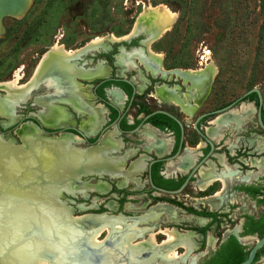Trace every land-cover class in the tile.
Segmentation results:
<instances>
[{"label":"flooded vegetation","instance_id":"flooded-vegetation-1","mask_svg":"<svg viewBox=\"0 0 264 264\" xmlns=\"http://www.w3.org/2000/svg\"><path fill=\"white\" fill-rule=\"evenodd\" d=\"M146 21L143 20V24L137 27L135 33H133L134 28L130 30L134 35L126 42L121 41L126 40L125 37L129 36L130 31L120 36V38L118 37L121 40L107 39L109 42L120 43L114 44L109 49L87 54L90 57H87L88 61H85L84 58L87 55L83 56L78 61V68L63 63L56 56H77L79 54L78 48L68 49L75 54H68L67 52H61V54L54 50L53 55L55 58L50 61L51 65L45 71L48 75L55 77L57 82L50 91L43 86L37 88L39 92H51L52 95L35 97L38 100L37 103L32 102V104L25 105L22 113L17 114L15 105L25 98V94H18V92H27L31 82L35 84L39 80L37 78L41 77L40 71L35 81H32L38 66L46 55L44 52L45 54H42V59L40 58L32 77L22 85L24 88L11 94L5 93L4 97H7V102L5 103L4 114L1 116L7 119V122H12L17 118L19 119L18 122L23 121L25 124L18 128L24 133L23 135L34 136L38 132L42 137H47L28 122L37 124L41 129L49 132L50 136L53 133L56 134L59 130L71 133V136L65 135L66 137H61L59 140L64 143L65 147H68L66 144L68 143L67 138H71L70 140L75 142L77 147L72 146V149L86 153L92 167L87 164L86 167L84 166V173L75 174L77 180L75 182L78 183L71 186L73 193L67 194L65 192L64 194L73 198L76 195L85 198L88 192L108 193L111 196L117 194L120 201L118 209L124 203L123 201L129 199L130 196L135 199V202H143V206L146 208L145 211L135 215V217L121 214H117V216L104 213L89 214L95 216L96 219H109L110 223L123 219L128 224L130 223L131 227L138 224L134 228L136 229V237L134 236L132 239L136 243V252L139 251L137 252L139 255L136 253L135 263L144 264L145 261L151 258L152 254L157 255L160 252H163L162 261L158 264L179 263L175 260L182 254L176 252V259L167 257V248H163L167 241V235L163 234V230H178L177 227L170 225L158 228L156 226L165 218H169L167 220L169 224L177 225L178 221L175 215L177 210L182 209L185 210L186 214L194 217L197 223L209 221L202 228L191 229L196 233L194 231L178 230L182 233H194V242L200 250V257L194 259L196 264H208L215 252L231 235L242 246L248 247L250 251L256 239L263 237L258 234L242 235L245 217L258 219L264 214V173H259L253 179L250 176L257 166L264 165V130L259 125L257 117L259 109L258 96L253 92L237 101L247 90L232 100H220L212 103V96L216 88L213 79L217 72L215 73L209 69L204 62L200 63L203 68L196 70L166 69L161 58L162 54L153 52L151 45L167 31L158 36L160 29H157L151 23L150 18L147 17ZM147 26H151V28ZM107 36L108 34L103 37ZM89 42H92V40ZM52 48L50 47L48 50ZM95 60H98L96 64L94 63ZM90 65L92 67H89ZM118 67L122 68L123 71H128V74L118 76ZM133 69H138L141 72L135 79V82L139 84L138 87L129 77L131 76L129 74L130 70ZM13 75L14 73L12 78ZM259 91L261 93V90ZM30 97H32V93L26 101ZM262 97L264 100L263 95ZM148 98H152L159 104L168 105L170 108H162L161 106L151 108L147 103ZM91 101H94V105ZM30 106L43 110L38 112L37 117H34L28 111ZM174 109L177 111H173ZM96 112L99 119L94 116ZM21 115L22 117H19ZM260 120L264 126V104L261 107ZM16 125L17 123L8 127V132H13ZM15 135L17 136V134ZM63 138H66V140ZM96 142L95 146L84 149ZM89 153H93V160H91V154L89 155ZM114 163L118 165L116 168L118 171L109 168V165ZM133 164H135V168H132ZM92 177L98 178H94L97 184L89 182ZM232 180V185L228 188L227 183ZM194 183L197 184L196 189L200 192H205L214 184L216 185L215 190L217 191H213V195L206 198V200L221 199L220 194L227 190L229 194H234L247 201L250 204V210L257 209V212L244 214L241 217L240 225L231 231L224 230L218 236H214L212 233L207 234L212 225H214V232L219 224V219L227 217L231 207L228 206L227 210L221 211L222 217H220L216 212L197 210L187 206L179 197L186 200L185 198L188 197L186 191L189 185ZM104 185L108 187L106 191L101 190ZM69 201L71 200L69 199ZM188 208H192L197 212L213 213L216 215V219L212 222V218L190 213ZM118 209L117 213L119 212ZM172 214L175 215L169 217ZM101 226L99 227L102 228ZM111 226H114V224H111ZM99 227H94L95 231ZM154 227L156 228L154 229ZM207 227L205 235L195 230H202ZM101 233H105L101 241H105L106 248L108 246L111 249L119 247V241H116L114 246V241L107 237L106 229ZM151 233L155 234L157 241L156 246L152 248L147 242ZM143 235L146 236V240L143 239ZM159 236L164 237V239L157 240ZM199 237L202 240L197 243L196 239ZM247 238H254V243L252 245L246 244L245 239ZM204 245L207 252H202ZM92 246L97 245L93 244ZM124 246L120 245V248L125 251L130 250V248ZM172 247L174 246L172 245ZM175 248L184 250V253L189 252L182 244L176 245ZM84 251H86V248H84ZM257 253L259 254L257 260L253 261L252 264L264 260V245ZM89 258L91 261L97 259L101 261L103 256L97 258L90 256ZM104 259L107 260L108 257ZM120 260L123 259H118L119 262ZM216 264L220 263L216 262Z\"/></svg>","mask_w":264,"mask_h":264},{"label":"rangeland","instance_id":"rangeland-1","mask_svg":"<svg viewBox=\"0 0 264 264\" xmlns=\"http://www.w3.org/2000/svg\"><path fill=\"white\" fill-rule=\"evenodd\" d=\"M30 3L22 16H0V28H3L0 34V82L10 81L12 74L20 69L22 74L20 83L24 85L32 77L42 54L55 44L60 43L67 49L74 50L106 34H113L120 38L135 27L146 5H165L177 16L170 30L151 45V50L162 54L161 58L166 69H200L202 67L200 63H205L209 52L212 60L208 62L214 64L217 69V75L213 79L216 88L212 103L232 100L253 87L261 90L264 96V10L261 9L260 0H32V2L30 0ZM30 11L32 14L29 15ZM147 27L151 28V26ZM6 28L10 30L8 36H5ZM87 57L89 56L84 57L85 61L89 60ZM97 61L95 60L94 63L96 64ZM117 74L118 76L127 75L128 71H123L118 67ZM129 74L130 79L138 87L139 84L135 82V79L141 72L133 69ZM46 95L51 96L52 94L51 92H39L36 89L35 93L32 92V97L15 107L16 113L21 114L24 106L32 104L35 97ZM93 102L91 101L92 105H94ZM147 103L151 108H159V106L170 108L168 105L157 103L152 98H148ZM42 110L30 106L28 111L30 115L37 117L38 112ZM253 116L254 114L251 117L252 120ZM4 121L7 119L0 115V129L3 131L0 133L4 136H11L17 144L21 143L16 135H13L11 131L8 132V128L3 125ZM259 173H264V165L254 169L250 175L251 179ZM94 178L92 177L89 182L97 184L95 179L98 178ZM232 182L233 180L228 181V188ZM215 187L214 184L205 192H200L196 189L197 184L194 183L189 185L186 191L188 195L186 200L179 198L187 206L197 210L216 212L220 217H222L220 212L227 210L230 206L228 216L219 219L214 232V225L207 232V234L212 233L218 236L224 230L235 229L240 225L244 214L256 213L257 209L250 210V204L247 201L234 194H229L227 190L220 194L221 199L206 200L213 195V191H217ZM87 194L85 198L80 195L73 198L64 194L62 200L71 209V220L82 215L99 213L135 217L146 209L143 202H135L132 196L124 200L125 204L123 203L118 209L120 201L117 194L115 196L97 192ZM69 199L72 202H69ZM175 218L178 221L177 225L169 224L168 219L165 218L156 227L163 228L172 225L181 231H194L191 229L202 228L209 222L206 220L203 223H197L195 218L186 214L184 209L177 210ZM135 227L134 225L132 228ZM74 234L75 230L59 233L62 237L61 242L66 245L60 249L61 255L66 254L63 264H77L76 256L79 253V245L85 239L89 241L86 235H81L78 241L72 240L70 236ZM82 236L85 238L83 239ZM104 236L105 233L101 234L98 239L102 240ZM143 238L146 240L145 235ZM162 239L164 237H157V240ZM201 240L199 237L196 242L200 243ZM254 241V238L245 239L248 245H252ZM43 242L42 244L48 249L58 251V243L53 240H43ZM92 243H90L91 246L96 245ZM97 246L93 247L98 248ZM109 247L105 248L106 254L109 255L103 264H139L135 263L136 247L128 246L130 248L128 252L120 250L122 249L120 247L113 249ZM37 249L38 243L22 247L11 246L6 254L0 251V264H38L40 257ZM199 251V247L185 253L182 249H176V252L182 255L175 261H179V264H190L192 260L200 257ZM202 252H207L205 245ZM162 254L160 252L152 255L144 264L160 263ZM118 259L123 260L119 262ZM56 264H62L58 258ZM255 264H264V260Z\"/></svg>","mask_w":264,"mask_h":264},{"label":"bare ground","instance_id":"bare-ground-1","mask_svg":"<svg viewBox=\"0 0 264 264\" xmlns=\"http://www.w3.org/2000/svg\"><path fill=\"white\" fill-rule=\"evenodd\" d=\"M29 4H30V0H0V14L3 12H11L17 17L22 16L26 10V7H28ZM176 16H177L176 13H174L171 9H169L165 5H158V6L146 5L145 11L138 19L134 27L133 33L136 32L137 27L139 25L143 24L142 23L143 20L147 22L146 18L148 17L150 18L151 22L155 25V27L157 29H160L158 31V36H160L163 32L170 30L171 25L176 19ZM2 31L3 28L2 30L0 28V34L2 33ZM127 37L128 36H126L125 38ZM107 39L121 40L118 39V37L114 36L113 34H108L107 37H97L93 39L92 42L88 43V45L100 44L101 42H103V40H107ZM53 48L46 53L44 58H49L47 57L49 55L54 56L53 55L54 50H56L55 52L57 53H61V52H67L68 54L74 53L72 51H69L66 47H64V45H61L60 43L55 44ZM210 60L212 59L208 52L204 64H206V66L209 69L213 70L216 73L217 69L215 65L212 64L211 62L210 63L208 62ZM40 71H41V65L38 66L35 77H33L32 81H35V78H37ZM21 75L22 74L20 69L16 70L13 78L10 81L0 83V90H6L7 94H11L12 92H18L22 90L24 87L20 83V80L22 78ZM6 102H7V97L0 99V115L4 114V107ZM94 116L96 118L99 117L97 112L94 114ZM15 134H17V138H19L21 142L18 145H15V142L11 137L6 138L7 143L5 141L4 143L1 142L2 138L0 137V251H4L3 254L8 253L9 248L11 246L22 247L32 243H38L37 253L40 257V261L38 262V264H56L57 258L63 264L65 258L64 255L66 254L61 255L60 249L65 247L66 245H64L61 242L62 237L59 236V233L63 234V232L65 231L70 232L72 230H75V234L70 236L72 240L78 241L81 235H86L89 238V241L85 239L84 242L79 245V253L76 256L77 264L81 262L80 256L84 252L83 250L86 244L89 245L90 248H95L90 245V243L92 242L103 248V249L100 248V250H102L103 252V258L99 262V264H103L104 262L107 261L106 259H104L109 255L106 254L105 251L106 248L104 245L105 241L104 240L101 241L98 239L99 238L98 236H100V233L104 229H106L108 233L107 237H110L112 240H114V246L116 241L119 242L121 241L120 245H125L127 247L128 246L136 247V243L133 242L132 240L136 234V229L132 228L129 225L130 223L128 224V222L127 221L125 222L123 219L121 220L115 219L116 220L115 223H110L109 219H96L95 216L87 215L83 217H78L77 219L74 218L73 220H71V209L67 207L65 201H63L62 198L65 192L67 194L73 193L71 190V186L74 183H78L75 182L77 181L75 179L76 178L75 174L84 173L83 169L87 166V164H90V167H92V163L89 161L90 160L89 156L88 155L86 156V153L84 152L81 153L80 151L72 149L73 147L71 146V144H69V142L66 143L68 147H65L63 142H61L62 144H59L58 141H56L59 139L42 137V135H40L38 132L34 134V136L27 134L23 135L24 133H22L18 129L15 131ZM90 154H91V160H93L94 155L93 153H89V155ZM117 167L118 165L115 163L109 165L110 169H116ZM132 168H135V164L132 165ZM116 170L118 171V169ZM107 189L108 187L104 185L101 190L106 191ZM56 200H60L61 204H57ZM174 215L173 214L169 215V217ZM76 221L82 223L79 225V228L73 226L75 225ZM111 224H114V226H111ZM100 225H102L101 226L102 228L99 227ZM96 226L99 227V229L97 228V231H95L94 228ZM163 234L167 235V241L165 242L164 244L165 246L163 247V248H167V252L164 251L166 252L167 257H172L175 259L177 258L175 247L178 244L184 245L187 248V251H191L194 247H197V245L194 242L195 239H193L194 233L191 232L180 233L176 229H166L163 230ZM84 238L85 237H83V239ZM43 240L45 241L53 240L54 242L58 243V247H59L58 251L57 250L54 251L45 247V245L42 244L44 243ZM147 242L149 243L148 245L151 248L155 247L157 244L155 234L151 233L150 239ZM172 245L174 247H172ZM140 246L142 247V245ZM3 258L5 257L3 256ZM84 260H86V262L88 263L92 262L90 258H84ZM129 260L131 261V258H129ZM86 262L83 263L86 264Z\"/></svg>","mask_w":264,"mask_h":264},{"label":"water","instance_id":"water-1","mask_svg":"<svg viewBox=\"0 0 264 264\" xmlns=\"http://www.w3.org/2000/svg\"><path fill=\"white\" fill-rule=\"evenodd\" d=\"M30 6V5H29ZM28 6V7H29ZM28 7H26V9L28 8ZM26 11V10H25ZM25 13V12H24ZM1 15H8V16H15V17H17L16 15H14L13 13H11V12H3V13H1L0 14V16ZM129 34V36H128V38H126V40L125 41H121V42H126V41H128V39L130 38V37H132V35H134V34H132L131 33V31L128 33ZM117 43H120V42H109V41H107V40H103V42H101L100 44H95V45H88V43L87 44H85L83 47H81V48H78V50H79V54H77V56H73V57H65V56H63V57H60V56H57V59H60L63 63H66V64H69V65H72L74 68H78L77 67V65H78V61L83 57V56H85V55H87V54H93V52H96V51H99V50H104V49H109V48H111L114 44H117ZM49 51V50H48ZM48 51H46L45 53H47ZM44 53V54H45ZM47 57H49V58H44L45 60H43V62H42V64H40L41 65V77L39 76V78H37V79H39V80H37V82H35V84H32V83H34V82H31V84L29 85V90L27 91V92H18V94H21V93H23V94H25V98H24V100L23 101H20V102H18L16 105H15V107L16 106H18V105H20V104H22V103H24L25 101H26V99H27V97L28 96H30L31 95V93L33 92V91H35L38 87H40V86H43L45 89H48V91H50V90H52L53 89V85H55V82H57V79L55 78V77H52L51 75H48L47 74V72L45 71V69L46 68H48V67H50V65H51V62L50 61H52L54 58H55V56H47ZM42 59V58H41ZM36 79V78H35ZM94 79V78H93ZM92 80V79H91ZM256 93L257 94V96H258V100H259V109H258V111H257V117H258V122H259V125L261 126V128L264 130V126H263V124L261 123V120H260V113H261V107L263 106V104H264V100H263V97H262V95H261V93H260V91L257 89V88H252V89H250V90H248L247 92H245L237 101H240V100H242L244 97H247L249 94H251V93ZM6 92L4 91V90H0V99L1 98H4V96L6 95L5 94ZM17 93H16V95H18ZM33 102L34 103H37L38 102V100L35 98L34 100H33ZM15 113V112H14ZM17 123V125L14 127V129H13V134L15 135V131L22 125V124H25L23 121H17V119H15V120H13L12 122H7V121H4L3 122V125L6 127V128H8V127H10V126H12V125H14V124H16ZM29 124H31V125H33L37 130H39L42 134H45V136H47V137H55V138H57V139H60L61 137H66L65 135H70L71 136V133H68V132H66V131H63V130H59L56 134L55 133H53L52 134V136H50L49 134V132H47V131H45L44 129H41L37 124H35V123H32V122H28ZM65 128H67V127H65ZM44 136V135H43ZM0 137L2 138V141L1 142H3L4 143V141L7 143V141H6V138L7 137H10L9 135H2V133H0ZM12 138V137H11ZM13 139V138H12ZM63 139H65L66 140V138H63ZM71 138H67V142H69V144H71V146H73V147H76V144H75V142H73L72 140H70ZM14 140V139H13ZM56 141H58V143L59 144H62L61 143V141H59V140H56ZM55 141V142H56ZM15 142V141H14ZM99 142V141H98ZM97 144V142L96 143H94L93 145H91L90 147H87V148H84V149H88V148H91V147H93V146H95ZM15 145H18L16 142H15ZM77 148V147H76ZM172 193H175V192H172ZM56 203L57 204H61V201L60 200H56ZM86 215H89V214H86ZM86 215H82V216H80V217H83V216H86ZM80 224H82L81 222H79V221H76L75 222V225H73V226H76L77 228H79V225ZM264 245V236L263 237H260V238H257L256 239V241H255V243L252 245V247H251V249H250V251H249V254H248V256H247V258L245 259V260H243L242 262H240L239 264H252L253 263V261H254V258H255V255H256V253H257V251L259 250V249H261V247ZM85 248H86V251H84L82 254H81V256H80V259H81V262L79 263V264H85V263H83V262H86V260H84V258H89L90 256H94V257H101V256H103V252H102V250H100V248H90V246L89 245H85ZM82 257V258H81ZM80 259H79V261H80ZM83 260V261H82ZM99 262H100V259H97V260H95V261H92V262H90V263H88V262H86V264H99ZM174 264H179L178 262H175ZM190 264H196V262L193 260Z\"/></svg>","mask_w":264,"mask_h":264},{"label":"trees","instance_id":"trees-1","mask_svg":"<svg viewBox=\"0 0 264 264\" xmlns=\"http://www.w3.org/2000/svg\"><path fill=\"white\" fill-rule=\"evenodd\" d=\"M261 1V9L264 10V0ZM32 14V11H30L29 15ZM10 33L9 28H6L5 36ZM188 211L190 213H194L197 215H202L206 217L212 218V222L215 221L216 215L213 213H202L197 212L196 210L192 208H188ZM207 228H204L202 230L195 229L197 231H200L202 234L205 235ZM258 234L259 236H264V214L261 215L258 219H254L252 217H245L244 222V231L242 235H254ZM248 247L242 246L237 239L234 236H229L223 244L219 247V249L215 252L214 256L211 258L208 264H216V262H219L220 264H239L243 260L246 259L248 255ZM258 253L255 257V260H257Z\"/></svg>","mask_w":264,"mask_h":264},{"label":"crops","instance_id":"crops-1","mask_svg":"<svg viewBox=\"0 0 264 264\" xmlns=\"http://www.w3.org/2000/svg\"><path fill=\"white\" fill-rule=\"evenodd\" d=\"M31 2H32V0H31ZM30 4H31V3H30ZM30 4H29V5H30ZM1 30H2V28H1Z\"/></svg>","mask_w":264,"mask_h":264}]
</instances>
